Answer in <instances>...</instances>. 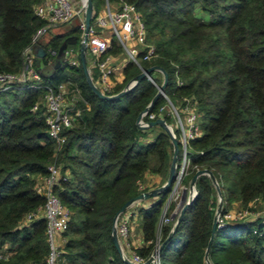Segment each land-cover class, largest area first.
I'll return each mask as SVG.
<instances>
[{
  "label": "trees",
  "instance_id": "16d2710c",
  "mask_svg": "<svg viewBox=\"0 0 264 264\" xmlns=\"http://www.w3.org/2000/svg\"><path fill=\"white\" fill-rule=\"evenodd\" d=\"M41 1L0 0V72L22 70L25 50L44 24L35 12ZM128 1L141 12L148 41L157 49L144 65L167 72L165 90L175 104L187 98L198 102L203 133L192 141L185 182L190 186L199 169L210 170L216 180L198 176L197 194L161 250L163 264H264V215L217 226L206 258L220 200L217 187L223 210L235 201L244 207L255 199L264 203V0ZM105 3L93 0L95 13ZM69 36L80 37L78 26L53 35L50 44L60 49ZM140 73L128 63L114 94ZM152 73L164 81L162 70ZM98 76L95 70L96 84ZM43 80L53 86L71 80L72 88L81 91L76 106L82 112L58 144L48 135L44 106L32 109L44 88L16 85L1 93L0 252L8 257L0 258V264H45L46 220L27 216L45 205L46 196L38 189L52 163L62 173L54 191L71 210L59 264H129L113 241L115 217L127 201L166 183L174 156L170 131L160 124H137L158 88L145 77L119 98H102L88 84L82 65L66 62ZM165 102L160 95L143 118ZM159 115L167 123L174 120L167 111ZM181 158L180 150L178 165ZM172 187L139 208L145 244L137 252L143 256L155 247ZM176 206L177 201L171 202L168 214ZM175 222L163 225L162 242Z\"/></svg>",
  "mask_w": 264,
  "mask_h": 264
},
{
  "label": "built area",
  "instance_id": "2783aa9c",
  "mask_svg": "<svg viewBox=\"0 0 264 264\" xmlns=\"http://www.w3.org/2000/svg\"><path fill=\"white\" fill-rule=\"evenodd\" d=\"M106 6L103 12L95 13L91 25L86 24V4L87 0H42L35 7L36 14L44 20V24L38 29L33 37L31 45L24 53V66L18 73L0 72V95L3 91L16 86L23 85L30 88H44V97L37 101L32 109L38 110L44 106L47 132L52 140L61 144L66 137L63 132L73 125L74 120L82 112L76 104L81 98V91L78 87L72 88L74 83L71 80L62 81L59 85L53 86L43 83V76L38 72L36 66L37 50L43 48L45 55L42 60L45 65L51 64L59 53V49L50 44L49 39H45L47 33L53 28L68 25L76 21L80 31L78 42L69 44L66 49L65 62L69 66L82 65L81 43L86 42L87 62L90 75L95 70L99 71L97 86L107 95H115V88L118 84L116 80V70L121 66L126 67L130 62L137 65L141 72H146L144 63L157 56L156 46L148 41L147 26L135 4L128 0H118V3L111 5L110 0H105ZM135 40L136 44L132 40ZM119 46L120 50L116 51ZM125 73V71H124ZM146 77L161 90V95L166 102L158 110L151 111L148 119L142 117L140 124L142 127L149 126L151 121L159 117L162 112L167 111L174 119L179 131V146L182 153L181 161L177 167L176 178L173 182L171 194L166 201L160 222L158 224V236L155 247L148 257L141 255L133 248L132 231L134 222L138 216L140 207H148L145 200H136L127 209L121 212L116 219V228L119 239L123 242V256L129 258L136 264H143L149 260L148 264H163L161 255L162 228L163 225L172 220V214H168V209L173 201L179 204L183 191L184 182L192 167V141L200 137L203 133L200 123V112L198 102L193 98H187L186 102L179 106L175 104L165 89H161L163 82L153 73H147ZM125 79V78H124ZM124 80H121L123 83ZM182 81L178 78V84ZM136 85V79L131 80L124 89L132 88ZM148 112L143 114L146 115ZM61 167L56 163L48 166V174L43 178L39 191L46 196L45 205L40 213H30L28 220L42 216L46 220V235L49 244V252L45 264H59L66 241L64 232L68 228L71 217V210L66 206L60 197L55 193L54 186L61 177ZM144 186L141 185V188ZM187 198L195 195V189H189ZM144 192V191H143ZM188 199V200H189ZM261 203L255 199L248 207L228 208L219 213L217 226L223 227L232 222L252 220L262 215L257 206ZM257 204V205H256ZM177 207V206H176ZM130 250V253L126 252ZM0 252V258H7Z\"/></svg>",
  "mask_w": 264,
  "mask_h": 264
},
{
  "label": "water",
  "instance_id": "95a60500",
  "mask_svg": "<svg viewBox=\"0 0 264 264\" xmlns=\"http://www.w3.org/2000/svg\"><path fill=\"white\" fill-rule=\"evenodd\" d=\"M93 15H94V4H93V0H87V4H86V24L87 27H89L91 25V21L93 19ZM78 42V38L76 36H69L68 38H66V40L62 43L60 49H59V53L57 55V57L55 58V60L49 64V65H45L43 63V56L45 55V51L43 48H39L37 50V60H36V66H37V70L38 72L43 76V77H51L53 76L57 70L65 63V57H66V49L68 47L69 44H76ZM86 42L85 40L81 43V61H82V67L84 69L86 78H87V82L90 85V87L96 92V94H98L100 97L102 98H106V99H116L121 97L122 95H124L125 93L129 92L132 88H127L124 89L122 91H120L119 93L115 94V95H107L105 93H103L101 91V89L94 83L90 72H89V68H88V62H87V53H86ZM155 69H160L164 72V81L161 85V89H165L167 83H168V74L166 71L163 70L162 67L158 66V65H154V66H150L146 69L147 73H152L153 70ZM146 72H141L137 77H136V84L142 80L143 78L146 77ZM161 95V90H158L156 96L154 97V99L151 101V103L139 114L138 118H137V124L139 126H142L140 124L141 119L143 117V114L145 112H148L152 106L154 105V103L156 102V100L159 98V96ZM160 124L162 126H164V128L168 131H170L166 121L163 118H158L154 121L151 122V125H157ZM172 138H173V143L175 146L174 149V156H173V160H172V164H171V168H170V173H169V177L167 182L159 187V188H155L149 191H144L142 193H140L138 196L130 199L129 201H127L124 206L121 208V210L118 212V214L115 217L114 220V225H113V241L114 244L117 248V250L119 251V253L121 254V256H123V252H122V248H121V244L119 241V237H118V233H117V228H116V219L118 217V215L125 211L127 209L128 206H130L134 201L136 200H145V199H149L151 197H155L157 196L161 191L168 189L169 187L172 186L175 178H176V174H177V167H178V159H179V154H180V146H179V139L178 137L174 136L172 134ZM201 174H209L212 179L215 181V177L213 175V173L208 170V169H199L197 170L194 175L192 176L191 179V184H190V189H195V195L190 198L189 200H187V188H184L183 191V195L182 198L179 202V204L177 205V207L175 208V210L172 213V219L176 220L174 228L172 230V232L169 234V236L162 242L160 249L162 250L164 245L166 244V242L172 237V235L174 234V232L176 231V229L178 228L179 223L182 220V217L186 211V209L189 207V205L191 204V202L193 201L194 197L197 194V189H196V183H197V178L199 175ZM218 186V185H217ZM218 188V193H219V205H218V209H217V213L215 216V220H214V224H213V228H212V235L211 238L209 240L208 246H207V250H206V258H208V253H209V249L211 247V244L214 240V236H215V231L217 229V218L219 213L222 211L223 209V205H224V200L222 197V192L220 190L219 187ZM124 258V257H123ZM124 260L126 262H128L129 264H136L135 262H133L131 259L129 258H124ZM149 260L146 263L143 264H148Z\"/></svg>",
  "mask_w": 264,
  "mask_h": 264
},
{
  "label": "rangeland",
  "instance_id": "374dc122",
  "mask_svg": "<svg viewBox=\"0 0 264 264\" xmlns=\"http://www.w3.org/2000/svg\"><path fill=\"white\" fill-rule=\"evenodd\" d=\"M76 1H80V0H76ZM114 2V1H113ZM111 5L113 6V5H115V2L114 3H111ZM105 6H106V3L102 6V8L104 7V9H105ZM101 8V9H102ZM76 25V21H73L72 23H70V24H68V25H64V26H61V27H56V28H53L49 33H47L46 34V36H45V39H49L51 36H53L54 34H58V33H61V32H67V31H69V30H71L72 28H73V26H75ZM132 42H134V45L136 44V42H135V40L133 39L132 40ZM116 80H117V82H118V84H121V80L119 79V76H117L116 77ZM117 84V85H118ZM117 87V86H116ZM172 101L175 103V101H174V98H172ZM164 119V118H163ZM173 119V118H172ZM167 123V122H166ZM167 125H168V127H169V129H170V132L174 135V136H176V137H178V135L176 134V131L178 132V129H177V127H176V125H175V122H174V120L171 122V123H167ZM162 126V125H161ZM164 127V126H163ZM167 182V181H166ZM189 184H187L186 182H184V188H187L188 190H187V195H189L190 194V191H189V189H190V186H188ZM220 198V197H219ZM259 203V202H258ZM257 205V204H256ZM242 205H241V203L240 202H234L232 205H231V207L230 208H239V207H241ZM257 208H258V210L261 212V214L262 215H264V203H259L258 204V206H257ZM254 219H256V218H253V220Z\"/></svg>",
  "mask_w": 264,
  "mask_h": 264
},
{
  "label": "crops",
  "instance_id": "0c3cea01",
  "mask_svg": "<svg viewBox=\"0 0 264 264\" xmlns=\"http://www.w3.org/2000/svg\"><path fill=\"white\" fill-rule=\"evenodd\" d=\"M104 10V7L99 11V12H103ZM98 12V13H99ZM63 33V32H61ZM55 35V34H54ZM52 37V36H51ZM50 37V38H51ZM49 38V40H50ZM121 62L119 63V67L118 69L116 70V76H119V79L121 80H124L125 78V67L121 66ZM189 196V195H188ZM189 198H187L188 200ZM153 201V199H148L146 201H144L146 204H149ZM131 238H132V244H133V248L135 250H137L138 248L142 247L144 244H145V237H144V233L142 231V227H141V218L140 216L138 215L135 222H134V226H133V231H132V235H131ZM120 241V244H121V248H122V252H124V248H123V242L121 241V239H119ZM126 252L130 253V250H127L126 249Z\"/></svg>",
  "mask_w": 264,
  "mask_h": 264
}]
</instances>
